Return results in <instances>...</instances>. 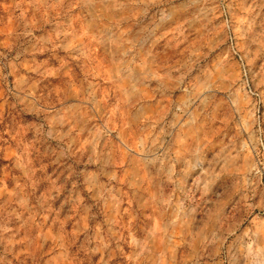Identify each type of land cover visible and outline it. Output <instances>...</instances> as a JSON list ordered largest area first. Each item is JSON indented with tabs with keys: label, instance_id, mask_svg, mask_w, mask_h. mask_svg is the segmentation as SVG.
<instances>
[{
	"label": "rangeland",
	"instance_id": "374dc122",
	"mask_svg": "<svg viewBox=\"0 0 264 264\" xmlns=\"http://www.w3.org/2000/svg\"><path fill=\"white\" fill-rule=\"evenodd\" d=\"M0 264H264V0H0Z\"/></svg>",
	"mask_w": 264,
	"mask_h": 264
}]
</instances>
